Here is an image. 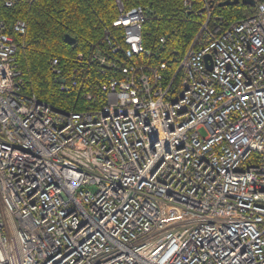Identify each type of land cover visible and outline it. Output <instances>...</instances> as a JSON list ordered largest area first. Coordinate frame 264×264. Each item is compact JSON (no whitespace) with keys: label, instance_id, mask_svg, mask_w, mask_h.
<instances>
[{"label":"built area","instance_id":"obj_1","mask_svg":"<svg viewBox=\"0 0 264 264\" xmlns=\"http://www.w3.org/2000/svg\"><path fill=\"white\" fill-rule=\"evenodd\" d=\"M254 1L221 31L202 0L198 45L170 69L143 45L144 9L115 0L89 52L50 64L61 90L90 102L81 109L23 93L27 23L0 20V264H264V0Z\"/></svg>","mask_w":264,"mask_h":264},{"label":"trees","instance_id":"obj_2","mask_svg":"<svg viewBox=\"0 0 264 264\" xmlns=\"http://www.w3.org/2000/svg\"><path fill=\"white\" fill-rule=\"evenodd\" d=\"M0 0V20L8 25L17 19L27 23L26 32L17 40L23 41L16 52V64L23 79V93L34 95L38 100L64 108L81 109L90 102L75 89L63 91L54 81L51 61H73L78 52H89L98 42L104 27L111 26L117 17L115 0H13L6 6ZM124 8L141 6L145 11L142 27V41L156 60L170 59L169 67L174 69L186 49L198 35L207 17L202 10V0H190L187 10L184 0H120ZM222 0H208L210 17L208 28L219 26L223 31L240 18L253 13L254 6L237 2L220 5ZM68 34L75 39L70 43ZM163 36L164 43L159 42ZM87 103V104H86Z\"/></svg>","mask_w":264,"mask_h":264},{"label":"water","instance_id":"obj_3","mask_svg":"<svg viewBox=\"0 0 264 264\" xmlns=\"http://www.w3.org/2000/svg\"><path fill=\"white\" fill-rule=\"evenodd\" d=\"M242 2V3H245L247 5H251L253 6L255 4V1L254 0H222L220 2V5H229V4H234V3H237V2ZM65 39L67 41H69L70 43H74L75 39L73 37H71L70 35L66 34L65 35ZM210 58V56H206V59L208 60ZM208 68H210V65L208 64Z\"/></svg>","mask_w":264,"mask_h":264}]
</instances>
